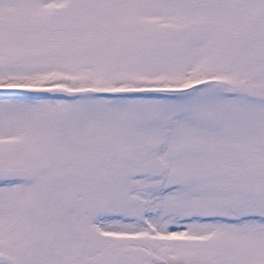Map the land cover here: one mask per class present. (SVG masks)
<instances>
[{
    "label": "snow or ice",
    "instance_id": "obj_1",
    "mask_svg": "<svg viewBox=\"0 0 264 264\" xmlns=\"http://www.w3.org/2000/svg\"><path fill=\"white\" fill-rule=\"evenodd\" d=\"M0 264H264V0H0Z\"/></svg>",
    "mask_w": 264,
    "mask_h": 264
}]
</instances>
